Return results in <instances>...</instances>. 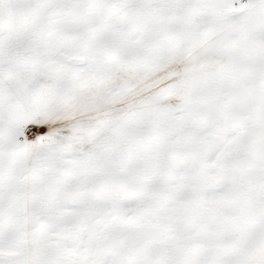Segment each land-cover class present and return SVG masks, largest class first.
<instances>
[{"label": "snow or ice", "instance_id": "6c2138e0", "mask_svg": "<svg viewBox=\"0 0 264 264\" xmlns=\"http://www.w3.org/2000/svg\"><path fill=\"white\" fill-rule=\"evenodd\" d=\"M0 264H264V0H0Z\"/></svg>", "mask_w": 264, "mask_h": 264}]
</instances>
